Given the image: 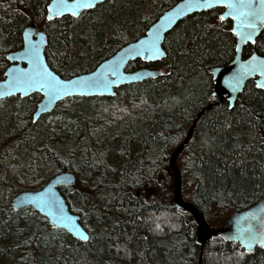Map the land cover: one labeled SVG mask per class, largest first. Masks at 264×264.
<instances>
[{"label": "trees", "instance_id": "trees-1", "mask_svg": "<svg viewBox=\"0 0 264 264\" xmlns=\"http://www.w3.org/2000/svg\"><path fill=\"white\" fill-rule=\"evenodd\" d=\"M51 0H0V79L7 53L23 46L26 26L46 33L45 56L62 77L90 71L142 36L179 0H105L78 17L48 20ZM223 8L181 19L164 40L163 74L122 85L113 96L69 97L37 121L40 94L0 100V264H264L218 229L230 215L264 200V90L249 80L231 107L212 94L211 67L230 62L237 38ZM264 55V29L244 48ZM145 65L131 61L128 70ZM197 120L178 157L183 198L213 229L204 248L197 223L173 202L172 153ZM73 171L60 190L80 214L88 241L55 227L13 197Z\"/></svg>", "mask_w": 264, "mask_h": 264}, {"label": "water", "instance_id": "water-1", "mask_svg": "<svg viewBox=\"0 0 264 264\" xmlns=\"http://www.w3.org/2000/svg\"><path fill=\"white\" fill-rule=\"evenodd\" d=\"M104 1L105 0H96L95 7L103 3ZM182 2L183 0H179L177 3L166 9L148 27V29L142 36L120 47L112 55L100 61L94 69L75 74L69 78L62 77L60 74H58L54 69L50 67L45 56V47L47 45L46 33L39 28L36 22L29 23L24 29L23 46L20 49L12 50L7 53V59L9 61V65L6 68L5 73L12 68L23 69L26 71L31 69L32 66L28 63V61L26 59H20L19 57L23 55L25 49L28 47L29 44H33L38 46L39 48L41 62L47 67L48 71L51 72L54 76H56L59 80L67 82V81H82L85 79L88 80L95 79L101 81V83L98 86L91 88L81 89L77 87L74 91H72L71 94H61L59 96L48 95L46 94V91L44 89H37V88L28 89L26 92L13 90V93L11 95H0V100L5 99L7 97L18 96V95H20L22 98H25L31 96L34 93L40 94L41 96L40 101L37 103V107L33 113V120L37 121L42 115L51 113L56 108L57 104L66 98L75 97V96H80V97L113 96L116 93L115 90L117 87H120L122 85L141 83L144 80L155 79L161 76L163 74V70L160 67H152L149 66L148 64L161 62L166 57L167 54L163 45L167 33L171 31L181 19L193 13L201 12L209 9L196 10L187 13L183 16L176 17L174 18L171 24H165L163 27H161L159 47L161 52L163 53L162 56H158L154 59H146L141 56H136L134 54H131V49L133 48V46L138 45L139 41L150 38L152 32L154 31L153 26L154 25L160 26L162 24L161 18L163 17L166 19L169 15H171L173 10ZM51 3L52 0L48 4V6ZM87 10H91V9H87ZM83 11L84 10H81L80 14ZM225 11H227V9L223 8L222 13ZM47 12H48V7H47ZM64 15L72 16L70 13H64L63 15L58 16L56 18L62 17ZM234 24L235 21H232V26ZM263 29L264 27L258 26L252 38V40L255 41L254 43L252 41L241 42L236 37L237 41H236L235 57L226 64L216 65L211 67L210 69V72L213 75V80H214V87L212 94L215 97L217 96L220 97V100L227 99L231 107L235 104L239 94L243 91L246 83L249 80L253 79L255 86L258 81L264 80V76H260L259 74H253L252 76H249L245 78L243 81H241L240 85L237 87L235 81L232 79L237 69L239 68L240 64L243 63L244 61H247L251 55L255 54L256 56L264 59V55L259 54L257 51H252L247 56H244V52H243L244 48L248 44L253 45L256 43V40ZM237 44H239V51H237ZM10 57H17V58L10 59ZM136 60H142L145 63V65L138 66L132 70H128L127 66L129 65V63L131 61H136ZM5 73H4V77L0 79V92L7 91V89L3 87L5 82L9 79V77L6 76ZM105 81L107 82V86L104 85ZM259 89L264 90V88H259ZM196 122L197 120L195 119L184 141L172 153L170 159V165L175 175V189H174V198H173L174 205L176 208L188 210L192 213L197 223L198 243L201 246V248H204L207 241L212 238L214 231L210 227L204 212L198 209V207L194 203L184 200L182 196L181 173L176 165V160L178 155L183 150L185 144H187L190 138L192 137L194 128L196 126ZM76 181H77V177L73 171H61L51 176L49 180L41 188L32 189V190L24 189L19 191L13 197L12 205L16 209L33 207L41 215L49 219V221L55 227L67 231L70 235H72L76 239L82 241H88L90 239V233L83 226L81 222L80 214L71 211L66 198L64 197V195L60 190L61 185L74 184ZM53 194L55 199L59 201L60 206L63 208L65 217L71 218L70 221L67 219L65 220L57 219L55 208L50 209L48 207H43V208L40 207L41 202H43V200H45L49 195H53ZM250 213L255 214L254 219L249 217ZM261 221H264V200H260L247 208L233 212L230 215V217L225 221V223L222 225V227L218 229V232L226 240L238 242L240 246L247 253H252L256 249V247L258 246L261 247V246L259 245V243H253L251 249L246 248L245 245L249 241L245 240L244 243H242L241 239L237 238L238 230L247 229L249 224H251L254 228H259L261 227ZM77 229H79V231H77ZM81 232L83 233V235L88 237L87 240L81 238L80 235ZM245 235H247V232H245ZM198 264H202V257H200Z\"/></svg>", "mask_w": 264, "mask_h": 264}, {"label": "snow or ice", "instance_id": "snow-or-ice-1", "mask_svg": "<svg viewBox=\"0 0 264 264\" xmlns=\"http://www.w3.org/2000/svg\"><path fill=\"white\" fill-rule=\"evenodd\" d=\"M96 0H52V3L48 6V20L52 21L54 18L63 15L64 13H70L74 17L80 15L81 10L92 9L95 7ZM222 7L227 9L219 15L221 22L228 18L235 21V24L231 27L233 35H235L239 41H252L258 26L264 27V0H183L178 5L171 15L166 19L161 18L162 24L160 26L154 25V31L150 38L139 41L138 45L133 46L131 54L141 56L146 59H154L158 56H162L163 53L159 47L160 31L161 27L165 24H171L176 17L183 16L187 13L201 10L210 9L213 7ZM42 38V37H41ZM237 51H239V44H237ZM17 57H10V59H16ZM20 59H26L32 66L30 70L23 69H9L5 73L9 79L3 85L7 89L6 92H0V95H11L13 90L27 91L31 88L44 89L46 94L59 96L61 94H71L77 87L91 88L98 86L101 81L99 80H82V81H61L41 62L40 51L38 46L29 44L25 49ZM115 71V70H114ZM253 74H259L264 76V59L251 55L247 61L240 64L236 73L232 77L237 87L240 82L245 78L252 76ZM107 86V82H104ZM258 88H264V80L258 81L256 84ZM40 207L55 208L57 219L69 220L71 218L65 217L63 208L60 206L59 201L55 199L54 194L49 195ZM250 218H255V214L250 213ZM79 231V229H77ZM247 232V235H245ZM81 238L87 240L88 237L80 233ZM237 238L241 239L244 243L245 240L249 241L245 247L251 249L253 243H259L261 247H264V221H261V227L254 228L249 224L247 229L238 230Z\"/></svg>", "mask_w": 264, "mask_h": 264}, {"label": "rangeland", "instance_id": "rangeland-1", "mask_svg": "<svg viewBox=\"0 0 264 264\" xmlns=\"http://www.w3.org/2000/svg\"><path fill=\"white\" fill-rule=\"evenodd\" d=\"M40 98H41V97H40ZM40 98H37V99H38V100H37V103L40 101ZM188 131H189V130H188ZM187 134H188V133H187ZM186 136H187V135H186ZM192 136H193V134H192ZM185 138H186V137H185ZM191 138H192V137H191ZM191 138H190V139H191ZM188 142H189V141H188ZM183 150H184V148H183ZM183 150H182V151H183ZM182 151H181V153H182ZM181 153H180V154H181ZM180 154L178 155V157L180 156ZM178 157H177V160H176V165H177V167H178L179 170H180ZM170 167H171V166H170ZM172 171H173V170H172ZM180 173H181V171H180ZM181 179H182V175H181ZM173 188L175 189V180H174V186H173ZM182 196H183V191H182ZM173 198H174V197H173ZM173 202H174V199H173ZM24 209H26V208H24ZM224 223H225V222H224ZM224 223H223V224H224ZM223 224H222V225H223ZM222 225H221V227H222ZM221 227H220V228H221ZM220 228H219V229H220Z\"/></svg>", "mask_w": 264, "mask_h": 264}, {"label": "bare ground", "instance_id": "bare-ground-1", "mask_svg": "<svg viewBox=\"0 0 264 264\" xmlns=\"http://www.w3.org/2000/svg\"><path fill=\"white\" fill-rule=\"evenodd\" d=\"M137 39V38H136Z\"/></svg>", "mask_w": 264, "mask_h": 264}]
</instances>
